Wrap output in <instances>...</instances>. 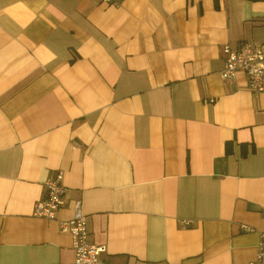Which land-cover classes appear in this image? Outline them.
Listing matches in <instances>:
<instances>
[{
    "label": "crops",
    "instance_id": "0c3cea01",
    "mask_svg": "<svg viewBox=\"0 0 264 264\" xmlns=\"http://www.w3.org/2000/svg\"><path fill=\"white\" fill-rule=\"evenodd\" d=\"M245 41L264 0H0V264H73L74 201L104 264L254 259L264 89L218 75Z\"/></svg>",
    "mask_w": 264,
    "mask_h": 264
},
{
    "label": "built area",
    "instance_id": "2783aa9c",
    "mask_svg": "<svg viewBox=\"0 0 264 264\" xmlns=\"http://www.w3.org/2000/svg\"><path fill=\"white\" fill-rule=\"evenodd\" d=\"M221 52L224 62L218 75L223 81H232L236 73L241 71L246 77V85L250 91L259 93L264 89V53L259 45L245 41L233 48L225 43L221 46ZM43 188L42 198L34 203L32 214L45 219H53L55 212L63 204L61 173L58 171L46 178ZM262 212L264 214V207ZM58 226L60 231H66L70 235L73 264H104L100 257L103 247L88 240L86 218L80 210L79 201L73 202L72 216L60 220ZM244 228L249 229L247 226ZM256 248L254 259L248 261L247 264H264V226L259 231Z\"/></svg>",
    "mask_w": 264,
    "mask_h": 264
},
{
    "label": "trees",
    "instance_id": "16d2710c",
    "mask_svg": "<svg viewBox=\"0 0 264 264\" xmlns=\"http://www.w3.org/2000/svg\"><path fill=\"white\" fill-rule=\"evenodd\" d=\"M228 145H229V142H226L225 143V151H228Z\"/></svg>",
    "mask_w": 264,
    "mask_h": 264
}]
</instances>
